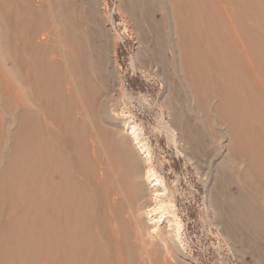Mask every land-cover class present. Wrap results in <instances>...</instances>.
I'll use <instances>...</instances> for the list:
<instances>
[{
    "label": "bare ground",
    "instance_id": "obj_1",
    "mask_svg": "<svg viewBox=\"0 0 264 264\" xmlns=\"http://www.w3.org/2000/svg\"><path fill=\"white\" fill-rule=\"evenodd\" d=\"M103 5L0 0V264H196L147 145L117 116ZM119 10L147 54L133 61L181 102L168 101L163 127L209 165L214 222L264 264V0H119Z\"/></svg>",
    "mask_w": 264,
    "mask_h": 264
},
{
    "label": "rangeland",
    "instance_id": "obj_2",
    "mask_svg": "<svg viewBox=\"0 0 264 264\" xmlns=\"http://www.w3.org/2000/svg\"><path fill=\"white\" fill-rule=\"evenodd\" d=\"M102 1L106 19L104 24L117 38L113 52L116 64L114 71L119 73L116 81L120 78V85L115 91L117 116L132 121L148 147L151 164L166 187L165 203L170 205L169 209H172L178 222V245L196 264H252L248 253L244 251L238 254L214 222L213 209L208 204L206 192L209 165L197 157L192 162L182 155L179 146L174 145L170 134L163 127L170 116L168 101L177 110L181 102L166 92L162 75L157 73L156 68L150 69L133 61L137 53L143 58V53H146L135 31L119 10V0ZM177 130V138L184 140ZM182 140L180 147L188 146ZM212 144L209 147L212 148ZM197 162L202 166H197ZM232 189L236 190V186H232Z\"/></svg>",
    "mask_w": 264,
    "mask_h": 264
}]
</instances>
